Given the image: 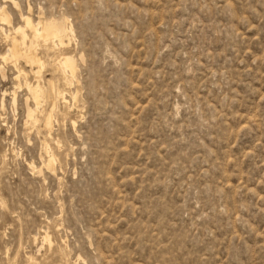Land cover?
Segmentation results:
<instances>
[{
  "label": "rangeland",
  "instance_id": "374dc122",
  "mask_svg": "<svg viewBox=\"0 0 264 264\" xmlns=\"http://www.w3.org/2000/svg\"><path fill=\"white\" fill-rule=\"evenodd\" d=\"M0 8V264H264V0ZM22 15L74 31L37 50L38 123V69L3 58Z\"/></svg>",
  "mask_w": 264,
  "mask_h": 264
},
{
  "label": "bare ground",
  "instance_id": "6f19581e",
  "mask_svg": "<svg viewBox=\"0 0 264 264\" xmlns=\"http://www.w3.org/2000/svg\"><path fill=\"white\" fill-rule=\"evenodd\" d=\"M29 16L22 15L21 16L22 25L16 26V27H11V30H9V34L6 36V40L9 42V48H8L6 54L3 56V58L4 59H10L12 61L11 63H13V62L16 63L18 60L24 59L27 63L30 64V65L29 64L28 65L31 66L33 69L34 68L38 69L37 71H32V73L38 78L37 79L38 81L36 80L38 82V84L36 86L29 82L28 78L26 77L27 75H26V73L24 71H20V70L18 71L19 72L18 76H21V74H25V78H23L22 82H21V80H19V84L21 86V83H22V84H24L26 86L28 92L31 94V97L33 98V100L35 102L34 103L35 104L34 108H36V110L31 111L30 114H31V118L35 122L38 123L39 121H38L37 115H38V113L40 111L39 109H40V106H41V104L43 102V95H44L43 94L44 93L43 87H42L39 79H40L41 74L43 73V71H44V69L46 67V60L38 55V51L37 50L39 49L40 44L43 43L44 45H50L51 44L58 51H62V49L65 48V45H66L65 38H67L68 40L72 39L71 36L73 35L74 31H73L72 26L67 25L65 34L63 32L64 35H62L59 32L61 30H58L56 25L49 24V23L46 24L45 22H43L41 20L38 21V22H34L32 20V18L29 17ZM0 20H1L2 24H9V25L11 24L10 15L7 14L4 11L3 8H0ZM48 53H49V51H48ZM57 55H58V62H57L58 68H57V70L61 69L63 71V73L65 74V76L70 78L69 80H71L72 82H75L77 62L72 57H69V56H67L65 54L59 53ZM10 60H8V61H10ZM50 67H52V66H50ZM57 70L55 72H57ZM52 86L54 88L53 84H52ZM55 86H57V85H55ZM55 89H56V87H55ZM57 89H58V87H57ZM53 93H55V92H52V94ZM57 93H59V92H57ZM53 113H54V109L46 118L47 127H51V123H52V119H53ZM59 115L60 114H58V116ZM61 115H64V114H61ZM28 117H29V115H28ZM27 122H29V121H27ZM37 123H36V125H37ZM45 147H47V146H45ZM60 151H57L58 154L62 153ZM52 153H54V152H52ZM48 154H50V153H48ZM54 154H52V156L50 157L51 158L50 161H49L50 166H52V165L54 166V163L56 161L55 155L57 153L55 155ZM53 166L50 167V168H53ZM43 169H47V167L43 168ZM53 169H51V170H53ZM44 239L48 240L49 242H52V237L48 233L45 234V238ZM48 241H46V242H48ZM60 252H62V251H60ZM64 253H65V251H64ZM29 262H30V259H29Z\"/></svg>",
  "mask_w": 264,
  "mask_h": 264
}]
</instances>
